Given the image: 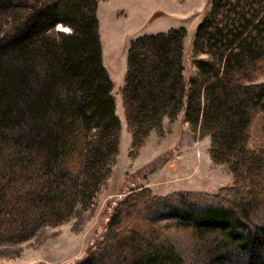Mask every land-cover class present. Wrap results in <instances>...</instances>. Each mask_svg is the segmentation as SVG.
Returning a JSON list of instances; mask_svg holds the SVG:
<instances>
[{
  "label": "trees",
  "instance_id": "1",
  "mask_svg": "<svg viewBox=\"0 0 264 264\" xmlns=\"http://www.w3.org/2000/svg\"><path fill=\"white\" fill-rule=\"evenodd\" d=\"M98 3L3 0L24 10L0 27V243L69 218L110 173L122 123ZM62 23L70 30L55 29ZM186 32L129 41L121 92L132 147L182 111L196 135L210 134L211 156L229 163L233 180L213 192H129L76 264L103 254L102 264H264V0H210L194 33L196 76L184 73ZM252 132L260 138L249 144ZM161 223L172 233L158 236Z\"/></svg>",
  "mask_w": 264,
  "mask_h": 264
},
{
  "label": "rangeland",
  "instance_id": "2",
  "mask_svg": "<svg viewBox=\"0 0 264 264\" xmlns=\"http://www.w3.org/2000/svg\"><path fill=\"white\" fill-rule=\"evenodd\" d=\"M99 2L97 15L100 19V34L105 43L111 42L116 33H121L125 28L132 33L124 48L118 47L115 52L112 51L110 59L107 55L105 61L103 60L114 82L112 92L116 113L122 123L115 160L108 177L92 201L79 207L69 218L55 225H43L24 240L0 243V264H76L77 260L86 255L88 249H94L95 243L105 237L112 209L117 201L129 192L139 191L147 186L157 195H166L178 190L213 192L233 180L229 163L218 162L212 158L210 134L196 135L190 121L183 120L182 111L173 120L167 115L164 116L161 126L150 132L146 142L138 149H133L132 134L127 128L122 105L121 85L127 70L126 50L130 39L137 34L167 30L178 26L177 24L186 26L182 56L184 73L186 76L197 75L198 70L192 64L194 33L197 24L210 8V0ZM23 10V7L3 4V0H0V27L18 21ZM156 10L162 12L150 18ZM61 25H57L55 29L70 30L69 25ZM259 81H264V74ZM258 138L260 137L256 132H252L247 141L252 144V141ZM166 209L168 207L164 206L160 211ZM159 228L156 232L158 236L164 233L169 235L173 229L162 223ZM134 233L135 236L139 234L138 231ZM108 236L110 238L112 234ZM128 239L129 236L113 244H119L120 249ZM106 259L103 254L94 264H102ZM204 259L207 257L204 256Z\"/></svg>",
  "mask_w": 264,
  "mask_h": 264
},
{
  "label": "crops",
  "instance_id": "3",
  "mask_svg": "<svg viewBox=\"0 0 264 264\" xmlns=\"http://www.w3.org/2000/svg\"><path fill=\"white\" fill-rule=\"evenodd\" d=\"M99 5H100V2L98 3V8H99ZM177 25H179V24H177ZM100 28L101 27H100V19H99V30H100ZM131 35H132V33H130V30L128 28H125L121 33H116L115 37L113 38V40L111 42H106L105 43L104 39L101 37V39H102V56H103V60L105 61L107 55H108V59H110V57H109L110 54L113 53L112 51L115 52L118 47H123L124 48V46H125V44L127 42V38L130 37ZM118 36L120 38H118ZM123 38H124V40L122 41ZM125 50H126V47H125ZM126 59H127V50H126ZM123 72H125V69L123 70Z\"/></svg>",
  "mask_w": 264,
  "mask_h": 264
}]
</instances>
